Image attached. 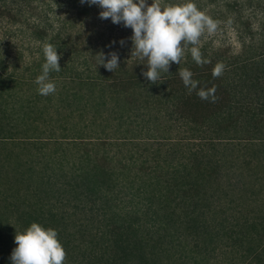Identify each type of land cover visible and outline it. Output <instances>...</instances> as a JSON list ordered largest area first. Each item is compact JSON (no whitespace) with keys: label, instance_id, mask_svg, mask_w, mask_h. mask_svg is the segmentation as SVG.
<instances>
[{"label":"rangeland","instance_id":"obj_1","mask_svg":"<svg viewBox=\"0 0 264 264\" xmlns=\"http://www.w3.org/2000/svg\"><path fill=\"white\" fill-rule=\"evenodd\" d=\"M191 2L219 22L197 45L210 63L197 66L189 45L152 84L131 28L99 6L0 0L2 263L38 223L57 231L65 264L118 259L130 238L147 243L149 264H264V0ZM45 43L61 57L47 97L34 82ZM101 51L118 53L119 69L98 66ZM183 68L204 81L196 91L215 86L214 103L189 94Z\"/></svg>","mask_w":264,"mask_h":264},{"label":"clouds","instance_id":"obj_2","mask_svg":"<svg viewBox=\"0 0 264 264\" xmlns=\"http://www.w3.org/2000/svg\"><path fill=\"white\" fill-rule=\"evenodd\" d=\"M81 4L97 5L103 9L99 13L102 20L111 19L113 24H121L131 28V57L147 60V71L141 75L152 84L162 80V74L169 73L171 64L180 65L185 49H190L191 57L197 66L203 67L210 61L203 57L197 46L201 36L207 32H216L218 21H214L205 12L198 9L191 0L182 5H166L161 7L158 0L149 6L147 0H80ZM115 43V42H113ZM125 41L121 40L123 46ZM45 63L42 74L34 81L38 86V94L44 97L56 93V85L50 79L51 72H60L57 48L51 43L43 45ZM97 65L109 72L119 69V55L109 52L107 56L101 51L95 56ZM107 61V62H105ZM226 66L217 63L213 70V78L223 75ZM193 72L187 68L179 69V76L188 89L189 94L196 91L199 82L194 80ZM215 86L207 90L201 88L196 95L202 101L214 103L217 99ZM10 259L12 264H65L66 251L58 240L56 230L45 229L38 223H32L22 233H16Z\"/></svg>","mask_w":264,"mask_h":264},{"label":"trees","instance_id":"obj_3","mask_svg":"<svg viewBox=\"0 0 264 264\" xmlns=\"http://www.w3.org/2000/svg\"><path fill=\"white\" fill-rule=\"evenodd\" d=\"M28 3L27 1H23L22 4H26ZM173 77H171L172 79ZM199 76L195 79L197 80L199 83L201 82H204V81H200V79H198ZM170 79V77H166V76H163L162 77V83H167V81ZM146 79H144L145 81ZM128 83L129 81L126 80ZM137 80L135 79V84H138L137 86H140L141 83L140 82H136ZM140 83V84H139ZM158 83V82H157ZM87 86H94V85H97L96 84V81H87L86 82ZM108 83L105 82L104 83V86L105 87L104 89H106L109 85H107ZM103 89V88H102ZM223 109H229L228 106H224L222 107ZM224 109V110H225ZM30 227V226H29ZM188 229L190 230H194L195 232L196 231H199L201 229V225L200 224H196V221H194V224L192 223L191 225L189 224V226L187 227ZM201 233V232H200ZM202 234V233H201ZM117 242H121V238L118 239ZM123 245H121V247L118 245V249H121L122 251V255H118V259H114V260H108L102 264H126L127 263V259H129L130 256H133L135 257L137 260H138V264H149L147 261H148V258H147V255H146V252L145 250L147 249V243L146 242H143V241H135L133 242V240L130 238L127 240V242L125 243H122ZM147 258V259H146ZM164 259H159L158 261H163ZM0 264H4L0 261ZM161 264H163L161 262Z\"/></svg>","mask_w":264,"mask_h":264}]
</instances>
